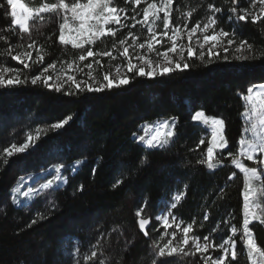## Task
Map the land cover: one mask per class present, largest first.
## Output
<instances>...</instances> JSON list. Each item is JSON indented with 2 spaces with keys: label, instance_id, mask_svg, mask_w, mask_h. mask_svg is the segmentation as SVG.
Returning a JSON list of instances; mask_svg holds the SVG:
<instances>
[{
  "label": "trees",
  "instance_id": "trees-1",
  "mask_svg": "<svg viewBox=\"0 0 264 264\" xmlns=\"http://www.w3.org/2000/svg\"><path fill=\"white\" fill-rule=\"evenodd\" d=\"M22 2L38 7L56 0ZM248 2L237 0L235 6L246 9ZM209 3L222 9L215 14L217 30H235L237 42L246 41L256 50L255 59H235L239 53L233 45L227 47V52L218 51L211 61L207 53L204 59L197 54L187 60L188 68L165 76L150 79L128 73L129 84L119 88L64 95L70 87L65 86L58 93L44 87L42 81L31 83L49 64L71 62L81 52L59 42L62 17L46 13L43 21L29 22V33L21 34L11 24L6 0H0V53H5L0 55V66L18 69L25 80L18 86L0 89V264H73L70 253L76 247L80 264L92 250L98 251V257L89 264H99L100 259L106 264H151L154 250L150 245L162 230L154 217L161 201L177 192H184V196L172 214L184 225L195 220L194 230L201 238L211 234L215 242H220L230 235L231 225L241 227L243 176L231 165L227 153L237 151L244 128L240 94H246L250 86L264 83V22L230 21L231 0H173V24L183 25L180 13L190 9L196 10L188 18V25L206 20L212 15ZM114 4L131 6L125 0H114ZM33 41L34 48L28 49ZM114 42L115 38L106 36L93 49L103 51ZM9 47L13 55L32 51V60L27 61L30 67L26 69L12 60L6 54ZM38 48L43 49V63H33ZM224 56L229 59L225 61ZM196 110L225 121L228 148L218 156L221 165L213 170L196 163L205 156L210 139L208 128L192 119ZM69 115L74 119L59 132H41L35 149L11 157L4 152L6 148L12 150L13 144H23L29 134L36 135L37 129L47 130L51 123ZM169 117L177 118V134L167 148L148 149L134 138L133 133L142 123ZM201 139L204 144H200ZM78 160L84 163L73 172L72 166ZM242 162L264 171V166ZM57 163L65 165L66 184L41 194L28 207L12 203L11 189L18 179ZM232 172L237 175L229 180ZM117 180L122 183L113 187ZM145 203L142 215L153 217L146 226L147 236L139 230L135 215ZM206 212L209 219L204 221ZM38 213L45 218L39 219ZM33 219L38 222L31 224ZM225 220L229 221L227 225ZM250 227L257 243L264 247V224L253 222ZM235 239L237 259L231 261L229 257L231 264H250L239 233ZM98 240L97 249H93ZM160 259H166L168 264H203L199 254Z\"/></svg>",
  "mask_w": 264,
  "mask_h": 264
},
{
  "label": "snow or ice",
  "instance_id": "snow-or-ice-1",
  "mask_svg": "<svg viewBox=\"0 0 264 264\" xmlns=\"http://www.w3.org/2000/svg\"><path fill=\"white\" fill-rule=\"evenodd\" d=\"M133 5L131 16L123 7H117L114 0H56L54 3L43 2L38 7H32L22 0H6L7 6L10 8L11 24L13 27H18L21 34L30 32V21L44 20L46 13H54L57 17H62L59 24L58 40L62 45H71L74 49H80L81 52L76 60L67 62V70L64 72L66 79L57 75L55 82L51 75H48V70L51 68L55 70V62L49 64L44 68L41 74L34 76L31 83L36 85L38 82L43 83L44 87L62 92L65 84H69L70 88L64 95H78L84 92H102L105 90H112L127 85L130 82V77L127 73H132L134 76L155 78L157 76H165L174 72L177 69H186L190 65L187 62L197 54L201 59L205 58V49L207 57L211 61L212 57L218 56V49L226 42L228 46L236 45L235 51L239 53L235 57L237 60L255 59V49L246 41L236 40V32L231 33L225 31L223 28L217 30L216 13H220V7H214L211 3L208 4V9L212 15L207 17V22L202 25L197 22L195 25L189 27L188 18L193 15L196 9L181 12L180 15L184 19L183 25L177 23L173 24L171 13L173 11V0H125V3ZM145 3L140 11H137V6ZM259 4L258 11H252ZM232 7L229 8L231 15L229 20L233 19L238 22H243L248 19L253 24L264 22V0H252L250 9H239L235 6L237 0H231ZM2 6V5H0ZM179 11V9H177ZM142 12V17L140 16ZM161 13L163 14L161 16ZM131 20L129 25L125 23ZM162 21V30H158V24ZM115 25L116 27H112ZM136 25H141L147 30V36L143 42H140V37L129 31L127 36L119 39L112 45L113 49L122 48L119 55L124 58L125 63L115 65V73L105 72L102 80L99 79L93 72V65L103 66L102 61L97 57H109L115 60L116 56L113 51H94L92 45L100 41L106 36L115 37L117 32L125 27L135 28ZM67 33V34H66ZM210 33V34H209ZM131 43H127L128 39ZM185 38L187 43H185ZM196 40V46H193V39ZM3 39V37H0ZM168 44L165 47V44ZM35 41L27 45L28 49H33ZM88 46V47H86ZM207 46V48H206ZM199 49L197 53L196 49ZM130 49L132 51H130ZM139 50V51H137ZM224 52L228 51L227 47H223ZM43 49H36V59L33 63H43L44 56ZM13 50L9 47L6 54L11 56V59L22 64L24 68H29L28 60H32L33 52L25 50L12 54ZM186 53V57H185ZM5 53H0L4 55ZM155 56V59L153 58ZM264 57V52L261 53ZM92 58V61L84 64V68L88 69L84 75L86 80L78 81L75 75L68 74L74 70L77 72L83 71L80 68L79 62H83ZM228 56H224L227 61ZM135 61V62H134ZM123 71V74L122 73ZM21 79V74L18 69L7 66H0V89H8L24 83ZM240 99L244 102V111L241 117L244 121V128L242 135L238 141V149L235 153L229 151L227 157L231 158V165L243 174V221L240 228L235 224L229 228L230 235H227L220 242H215L211 234L204 235L202 238L195 233L194 226L196 221L183 225V221H178V218L172 214V209L177 207V204L184 196V192H177L172 197V201L165 204L162 200L161 204H165V208L158 212L154 219L160 222L163 232L160 239L163 240L165 236H169L162 245L154 241L151 248V264H168L165 257L173 255H183L184 257H195L199 254L203 264H231V261L237 259V237L239 233V240L242 242L247 251V258L250 264H264V247H261L254 238V233L250 227L253 222L264 224V171L258 170V167L246 166L242 161H251L258 166H264V83L253 85L247 88L246 94H240ZM72 115L64 119L51 123L47 130L37 129L36 135L29 134L27 141L20 146L13 144L11 148L14 150L4 149L8 157L15 153H24L29 149H35L37 142L40 139V133L47 131H57L63 129L72 121ZM193 120H201L204 125L211 127V139L208 141L206 154L201 159L196 161L199 165L206 166L207 169L213 170L221 165V160L218 156L228 148V141L226 139L224 129L225 121L218 117H208L204 111H197L192 117ZM143 134L137 136L133 133L134 138L142 143L148 149H165L173 141L176 133L177 118L169 117L153 123H146L141 126ZM205 140L201 139L200 144H204ZM199 147V145H198ZM146 159V158H145ZM84 163V160H78L72 166V171H77L78 167ZM65 165L57 163L53 165L51 170L46 169L50 176L52 172L55 173L51 179L40 183L38 187L27 186L23 183V178L11 190L12 203L15 205L28 207L41 194L49 190H56L62 184L67 183V177L63 175ZM95 172V169H93ZM237 175L232 172L228 177L232 180ZM259 182V187L257 186ZM122 183L117 180L113 187ZM82 190V186H81ZM221 188L220 192L223 193ZM261 201V202H258ZM52 207L56 205L52 201H48ZM147 203V202H146ZM146 203L141 206L135 213L138 217L139 230L145 235H148L146 226L152 223L153 217H145L142 215L145 211ZM39 219H44L42 214L38 213ZM209 216L207 212L203 216V220L207 221ZM37 219H33L31 224L37 223ZM227 225L229 221L225 220ZM31 224L29 226H31ZM202 226V225H201ZM175 228V231L169 232V229ZM213 232L216 231L214 228ZM178 233L181 235L178 236ZM130 243V242H129ZM99 240L92 245L93 249H97ZM212 252H218V255H212ZM73 257V264H80L76 259L80 255L79 248L76 247L71 253ZM98 257V251L92 250L90 255L83 256L84 264H89ZM231 258V261L229 260ZM99 264H106V260L100 259ZM119 264V262H118Z\"/></svg>",
  "mask_w": 264,
  "mask_h": 264
},
{
  "label": "rangeland",
  "instance_id": "rangeland-1",
  "mask_svg": "<svg viewBox=\"0 0 264 264\" xmlns=\"http://www.w3.org/2000/svg\"><path fill=\"white\" fill-rule=\"evenodd\" d=\"M148 2H151V0H148ZM248 3H249V4H248V7H247L246 9H250V8H251L252 0H249ZM144 6H146L145 3H142L141 5L137 6V11H140ZM132 8H133V5H132V4H131V6H128V7L125 8V9L127 10L129 16H131V15L133 14V12H132ZM251 10H252V11H258V10H259V4L257 3L256 7H255L254 9H251ZM43 15H44V14H43ZM162 15H163V14L161 13V16H162ZM141 17H142V12H140V16H138L137 18L139 19V18H141ZM204 22H207V19L204 20V21H202V22H200L201 25H202ZM125 23H127V24L130 25V24L132 23V21H131V20H128V21H126ZM194 25H195V24H194ZM191 26H193V25H189V27H191ZM112 27H116V26H115V25H112ZM162 27H163V26H162V21H161V22H159V24H158V30H162ZM129 31H132L134 34L138 35V36L140 37V42H143L144 38L147 36V30H146V28H145V27H142L141 25H136L135 28H128V27H125V28L120 29V30L117 32L116 36L113 37V38H115V42H114V43H116L119 39H122V38L126 37ZM66 34H67V33H66ZM209 34H210V33H209ZM109 37H112V36H109ZM127 43H129V44L131 43V39H130V38L128 39ZM185 43H187L186 38H185ZM192 43H193V46L195 47V46H196V40H195V38L193 39V42H192ZM167 46H168V44L166 43V44H165V47H167ZM86 47H88V46H86ZM91 47H93V45H92ZM223 47H228V45L226 44V42L223 43L218 49H216V50H214V51H217V52H218V51H222V48H223ZM206 48H207V46H206ZM93 50H94V49H93ZM106 50L113 51V54L116 56V59H115V60H111L109 57H97V59H100V60L102 61L103 66L101 67V66H99V65H95V64H94V65H93V72H94V75H96V76H97L99 79H101V80H102L103 74H104L105 72H109V71H111V72H112V75L115 76V75H116L115 70H114V69H115V65L125 63L124 58L121 57V56L119 55V52L123 50L122 48H119V46H118L117 49H113L112 46H111V48L106 49ZM196 50L199 51L198 48H197ZM94 51H95V50H94ZM103 51H104V50H103ZM130 51H132V50L130 49ZM137 51H139V50H137ZM205 53H207L206 49H205ZM185 57H186V53H185ZM153 58L155 59V56H154V55H153ZM91 61H92V58H89L88 60L83 61V62H79V61H77L78 64H79V66H80V68L83 69V71H81V72H77V71L74 70L73 72L68 73V74L75 75L78 81H80V80H86L87 77H86V75H84V73H86V72L88 71V69L84 68L83 66H84V64L89 63V62H91ZM134 62H135V61H134ZM66 70H67V62H66V63H62V64H60V66H56L55 70H53V69L50 68V69L48 70V73H47V74H48V75H51L52 78H53V81H52V82H55L57 75H60L63 79H66V76H64V72H65ZM123 71H124V70H122V73H121V74H123ZM127 74H128V73H127ZM256 85H257V84H256ZM65 86L70 87V82H69V84H65ZM243 104H244V102H243ZM197 111H201V110H196V111H194L193 115H194L195 112H197ZM243 111H244V110H243ZM243 111H242V112H243ZM206 116H207V115H206ZM208 117H210V116H208ZM163 119H166V118H157V119H154V120H151V121H148V122H144V123H142V124L138 127V130H137V132H136L135 134H136L137 136L143 134V129H142V127H141L142 125H144V124H146V123H153V122H156V121H159V120H163ZM195 121H196L198 124H200L201 126L208 128V131H209V134H210V139H211V127H210V125H204L202 119H201V120H195ZM210 139H209V140H210ZM26 141H27V138H26ZM26 141H25V142H26ZM25 142H24V143H25ZM141 144H142V143H141ZM21 145H22V144H21ZM142 145H143V144H142ZM143 146H144V145H143ZM12 150H13V149H12ZM261 158H263V157H261ZM52 168H53V167H48V168H46V169L51 170ZM46 169L40 171L39 173H36V174H29V175H27V176L22 177V178H23V183H24L25 187H27V186L38 187L40 183H44V182L47 181V179H51L52 176L55 175V173L52 172V176H50V175L48 174V172L45 171ZM237 170H238V169H237ZM241 174H242V173H241ZM242 176H243V174H242ZM19 181H21V178L18 179V181L16 182V184H17ZM16 184H15V185H16ZM15 185H14V186H15ZM14 186H13V187H14ZM257 186L259 187V182H257ZM13 187H12V188H13ZM11 190H12V189H11ZM173 196H174V194L170 197L169 200H165V201H164L165 204L171 202ZM165 204H161V205H160L158 212H160L161 210H163V209L165 208ZM157 223H158L159 226H160V222L157 221ZM183 225H184V224H183ZM160 227H161V226H160ZM161 228H162V227H161ZM175 230H176V229L173 227L172 229H169V232H171V231H175ZM162 232H163V228H162V230H161L159 236H158L157 239H156V241L159 242L161 245H162L164 242H166L167 239L170 238L169 236H165L164 239L161 240V239H160V235H161ZM179 235H181V234L178 233V236H179ZM90 251H91V250H90ZM249 263H250V262H249Z\"/></svg>",
  "mask_w": 264,
  "mask_h": 264
}]
</instances>
